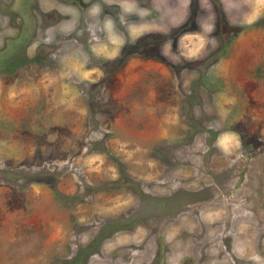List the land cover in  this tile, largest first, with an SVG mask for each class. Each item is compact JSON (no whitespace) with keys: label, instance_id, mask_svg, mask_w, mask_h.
<instances>
[{"label":"rangeland","instance_id":"rangeland-1","mask_svg":"<svg viewBox=\"0 0 264 264\" xmlns=\"http://www.w3.org/2000/svg\"><path fill=\"white\" fill-rule=\"evenodd\" d=\"M0 264H264V0H0Z\"/></svg>","mask_w":264,"mask_h":264}]
</instances>
